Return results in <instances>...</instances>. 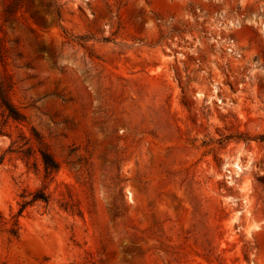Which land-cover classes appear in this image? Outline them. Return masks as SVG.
<instances>
[{"label": "rangeland", "instance_id": "374dc122", "mask_svg": "<svg viewBox=\"0 0 264 264\" xmlns=\"http://www.w3.org/2000/svg\"><path fill=\"white\" fill-rule=\"evenodd\" d=\"M0 47V264H264V0H0Z\"/></svg>", "mask_w": 264, "mask_h": 264}, {"label": "trees", "instance_id": "16d2710c", "mask_svg": "<svg viewBox=\"0 0 264 264\" xmlns=\"http://www.w3.org/2000/svg\"><path fill=\"white\" fill-rule=\"evenodd\" d=\"M3 51L4 49L0 47V59H3ZM10 87L11 86L8 81L4 83H0V106L4 109V111L7 113V116L10 119L20 123L25 122L26 120L25 116L21 114L20 111L10 101L9 98ZM35 136L38 144V153L41 157L46 172L47 173L57 172L59 170L58 161L54 158L47 144L41 139V137L38 135ZM38 201L49 203V196L46 194L45 191H39L35 195H33V198L31 200H25L21 205L19 216L24 212V210L29 205ZM10 233L13 236L18 237L19 228L17 221L13 224V228L10 230Z\"/></svg>", "mask_w": 264, "mask_h": 264}]
</instances>
